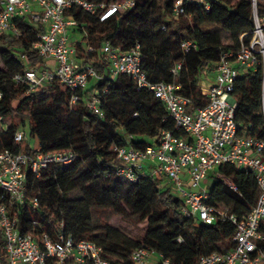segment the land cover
<instances>
[{
	"label": "trees",
	"instance_id": "obj_1",
	"mask_svg": "<svg viewBox=\"0 0 264 264\" xmlns=\"http://www.w3.org/2000/svg\"><path fill=\"white\" fill-rule=\"evenodd\" d=\"M3 1L0 0V12ZM94 1L110 4L116 0ZM208 1V10L202 4L185 3L184 11L176 14L175 0H135L133 7L104 22L77 7L68 14L76 16L79 22L72 29L82 35L76 42L78 48L85 43L99 49L104 41L122 51L139 45L148 79L153 83L181 84L178 92L191 99L190 108H196L207 104L200 84L212 76L211 67L218 62L221 52L237 49L240 36L247 33V42L253 30L251 0H245L235 10L227 6L229 0ZM16 23L22 31L19 37L0 34V149L30 151V141L35 139L45 152L72 149L77 154L68 165L52 164L41 171L40 177L28 176V205L17 211L21 230L38 236H54L62 230L76 240H93L104 247L113 264H132V252L142 244L176 264H198L210 252L231 250L235 246V226L221 220L204 224L185 216L181 212L182 201L165 176L146 175L130 181L116 175L122 162L116 159L115 145L144 148L162 131L183 134L176 129L162 101L147 88L138 89L127 74L112 79L110 64L99 53L91 54L88 62L104 77L91 79L81 95L87 98L97 91L103 116L92 112L84 99L71 106V91L58 81L47 82L28 93L29 87L16 83L13 75L40 69L43 59L32 46L45 28L29 17L16 19ZM206 26H215L216 30L205 29ZM83 29L88 36L83 35ZM223 31L228 35L227 41L223 40ZM186 41L196 47L184 51L182 44ZM177 64H182L179 76L172 73ZM262 78L261 70L246 73L238 80L236 91L240 103L238 118L252 123L248 134L257 137H264L259 114ZM26 123L29 136L18 145L14 133ZM2 124L8 128L4 130ZM217 172L231 180L236 190L222 179L213 178L208 203L224 204L239 217L247 215L258 196L254 173L230 164L221 165ZM75 191L80 192V197H71ZM33 198H38L39 207L31 209ZM107 213L145 223L144 237L132 238L111 224L95 222L94 215L101 218ZM6 260L5 238L0 230V261Z\"/></svg>",
	"mask_w": 264,
	"mask_h": 264
},
{
	"label": "built area",
	"instance_id": "obj_2",
	"mask_svg": "<svg viewBox=\"0 0 264 264\" xmlns=\"http://www.w3.org/2000/svg\"><path fill=\"white\" fill-rule=\"evenodd\" d=\"M185 3H198L210 8L208 0H175L176 14L184 11ZM135 0H116L110 4L94 0H4L0 12V34L19 37L21 29L16 19L29 17L35 23H42L45 30L33 44L43 63L51 59L55 68L28 69L17 72L13 80L26 84L29 92L51 81H58L71 91L70 105L76 106L81 100L87 107L103 116L100 109L101 95L95 91L87 98L81 92L87 90L91 79H102L88 62L91 54L99 53L109 62V76L113 79L124 73L137 84V88H147L165 105L182 135L165 130L144 148L115 145L116 159L122 162L116 175L130 181L141 176H165L176 195L182 201L181 212L196 218L204 224L217 220L229 221L235 226L233 241L235 246L224 253L213 251L199 260L198 264H264V137L248 134L252 123L239 120L240 103L236 97L238 80L246 73L262 71L261 109L259 111L264 126V0H251L253 30L246 42L244 33L240 36L237 49L223 50L218 62L211 67L212 76L200 84L207 104L190 108L191 99L178 91L181 84L158 82L148 79L143 70V57L139 45L129 51L104 41L99 49L83 43L79 48L72 46L70 31L79 26L76 16L68 11L77 7L95 15L101 22L119 11L133 7ZM83 35L88 36L85 29ZM196 47L186 41L182 44L188 52ZM182 64H177L172 73L179 76ZM3 92L0 88V104ZM0 123L3 114L0 110ZM6 130L7 125L2 124ZM21 145L27 133L19 128L13 136ZM30 151L0 149V230L5 238L7 260L0 264H113L99 243L81 239L59 231L52 236H40L21 230L17 211L27 206L26 188L30 174L40 177L41 171L52 164L68 165L77 154L72 149L45 152L38 143L30 141ZM223 164L234 165L254 173L258 196L251 211L239 217L231 213L224 204H209L210 189L205 185L211 178L222 179L232 190L235 184L224 174L217 172ZM31 209L39 207L38 198L29 204ZM36 223V222H34ZM63 227V224H62ZM63 229V228H62ZM157 254L152 247L142 244L131 254L132 264H152L151 256ZM158 264H176L161 254Z\"/></svg>",
	"mask_w": 264,
	"mask_h": 264
},
{
	"label": "rangeland",
	"instance_id": "obj_3",
	"mask_svg": "<svg viewBox=\"0 0 264 264\" xmlns=\"http://www.w3.org/2000/svg\"><path fill=\"white\" fill-rule=\"evenodd\" d=\"M244 1L245 0H229V2L227 3V6L230 9L235 10L240 5H242L244 3ZM204 28L208 29V30H216L215 26H206ZM222 36H223V40H225V41L228 40V35L224 31L222 32ZM77 37L79 39H82L81 33L78 32ZM72 46H74L75 48H78V45L76 43H72ZM2 49H3V45L0 42V51ZM0 65H1V61H0ZM20 129L24 130L27 133V136H29L28 123H26L25 125H20ZM32 141H36V140L32 139ZM212 177L209 178L205 183V185L208 187V189H211L213 184H214ZM172 190L175 193V190L173 188H172ZM80 195L81 194L78 191L71 193V197H73V198L80 197ZM94 220H95V222H102V223L111 224L115 228H117L119 231L123 232L124 234H126L129 237H132V238L134 237L137 239H142L144 237L146 224L145 223H135L133 221V219L129 218L128 216H121L118 214L107 213L105 216H103L101 218L98 217L97 215H94ZM155 255H157V254H155Z\"/></svg>",
	"mask_w": 264,
	"mask_h": 264
},
{
	"label": "crops",
	"instance_id": "obj_4",
	"mask_svg": "<svg viewBox=\"0 0 264 264\" xmlns=\"http://www.w3.org/2000/svg\"><path fill=\"white\" fill-rule=\"evenodd\" d=\"M70 33H71V35H72V39L74 40H79V38L77 37V34L78 33H74V32H72V30L70 31ZM75 42V41H74ZM73 42V43H74ZM55 66H56V64H55V61L54 60H51V59H48V60H46L45 61V63L44 64H42V66L40 67V69L41 68H50V69H53V68H55ZM150 261H151V263L152 264H158V262H159V258L157 257V256H151V258H150Z\"/></svg>",
	"mask_w": 264,
	"mask_h": 264
}]
</instances>
